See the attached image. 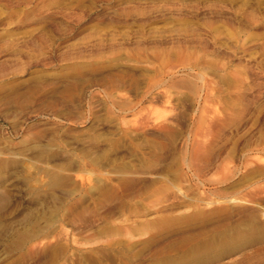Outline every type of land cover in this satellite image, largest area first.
Masks as SVG:
<instances>
[{
	"label": "rangeland",
	"instance_id": "rangeland-1",
	"mask_svg": "<svg viewBox=\"0 0 264 264\" xmlns=\"http://www.w3.org/2000/svg\"><path fill=\"white\" fill-rule=\"evenodd\" d=\"M0 264H264V0H0Z\"/></svg>",
	"mask_w": 264,
	"mask_h": 264
}]
</instances>
